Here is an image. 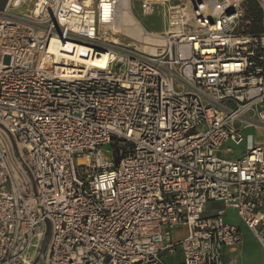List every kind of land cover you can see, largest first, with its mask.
I'll return each mask as SVG.
<instances>
[{"label": "built area", "instance_id": "1", "mask_svg": "<svg viewBox=\"0 0 264 264\" xmlns=\"http://www.w3.org/2000/svg\"><path fill=\"white\" fill-rule=\"evenodd\" d=\"M135 2L162 44L118 28L122 0L0 10V264H38L46 219L42 264H230V209L264 249V0Z\"/></svg>", "mask_w": 264, "mask_h": 264}, {"label": "rangeland", "instance_id": "2", "mask_svg": "<svg viewBox=\"0 0 264 264\" xmlns=\"http://www.w3.org/2000/svg\"><path fill=\"white\" fill-rule=\"evenodd\" d=\"M134 14L141 21L146 29L149 31L162 32L166 28L167 20L164 16V9L162 6L156 8L153 15H145L142 13L139 4L135 2L134 4ZM128 39V37H126ZM244 134H252L255 142H261L264 140V131H259L257 129L249 128ZM250 145V141L248 143H243L241 145H235L232 142H227L224 144L223 148L231 147L233 149V153L229 154L228 157H237L240 156L245 150L246 147ZM110 146H105L104 149L108 150ZM224 156L225 154H222ZM226 156V155H225ZM219 203H210L208 205L209 208L220 207ZM227 221L241 226L243 229L244 241L240 243L236 252H234L230 256V264H264V256L261 254L259 248L254 243V241H250L249 235L253 238L251 232L241 221L237 212L233 209L228 210ZM253 233V232H252ZM184 235V229H180L174 233V237L180 238Z\"/></svg>", "mask_w": 264, "mask_h": 264}, {"label": "bare ground", "instance_id": "3", "mask_svg": "<svg viewBox=\"0 0 264 264\" xmlns=\"http://www.w3.org/2000/svg\"><path fill=\"white\" fill-rule=\"evenodd\" d=\"M123 8L120 12V19L118 22V28L123 30L127 35L132 36L138 40L149 41L154 44H162L163 39L160 37L147 36L144 33V28L140 25L135 15L129 10V0H122ZM73 47L74 54L72 58L80 62H86L89 65L99 66L105 68L107 65L108 54L105 52H96L92 48H89L83 44H77ZM88 55V58L82 56ZM68 69V68H67ZM69 70V69H68ZM77 70H70L75 72ZM78 72V71H77Z\"/></svg>", "mask_w": 264, "mask_h": 264}, {"label": "water", "instance_id": "4", "mask_svg": "<svg viewBox=\"0 0 264 264\" xmlns=\"http://www.w3.org/2000/svg\"><path fill=\"white\" fill-rule=\"evenodd\" d=\"M7 1L8 0H0V10H3L5 8ZM45 229L46 230H45L44 238L37 258L38 264L43 263L47 252L48 244L51 238L52 226H51V222L48 219L45 220Z\"/></svg>", "mask_w": 264, "mask_h": 264}, {"label": "crops", "instance_id": "5", "mask_svg": "<svg viewBox=\"0 0 264 264\" xmlns=\"http://www.w3.org/2000/svg\"><path fill=\"white\" fill-rule=\"evenodd\" d=\"M137 18V17H136ZM138 19V18H137ZM227 217H228V213H227ZM240 228H241V226H239ZM241 231H242V234H243V229L241 228ZM252 234V233H251ZM252 236H253V234H252ZM248 239H250V241H254V243L257 245V247L259 248V250H260V252H261V254L264 256V249H263V247L260 245V243L255 239V237L253 236V238H251V235H249V238ZM244 241V235H243V240H242V242ZM239 245L240 244H238L236 247H234V248H230V249H227L226 250V257L228 258V259H230V256L234 253V252H236V249H238V247H239Z\"/></svg>", "mask_w": 264, "mask_h": 264}, {"label": "trees", "instance_id": "6", "mask_svg": "<svg viewBox=\"0 0 264 264\" xmlns=\"http://www.w3.org/2000/svg\"><path fill=\"white\" fill-rule=\"evenodd\" d=\"M249 3H250V9L254 11V9H256V3L254 2V0H250ZM255 14H256L255 15L256 16L255 18L258 20L259 17H260V11H258V10L255 11Z\"/></svg>", "mask_w": 264, "mask_h": 264}]
</instances>
